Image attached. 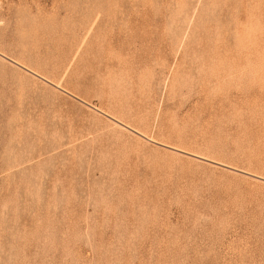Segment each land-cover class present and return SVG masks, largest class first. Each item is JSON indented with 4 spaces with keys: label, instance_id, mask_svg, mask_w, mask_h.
<instances>
[{
    "label": "rangeland",
    "instance_id": "obj_1",
    "mask_svg": "<svg viewBox=\"0 0 264 264\" xmlns=\"http://www.w3.org/2000/svg\"><path fill=\"white\" fill-rule=\"evenodd\" d=\"M0 264H264V0H0Z\"/></svg>",
    "mask_w": 264,
    "mask_h": 264
}]
</instances>
